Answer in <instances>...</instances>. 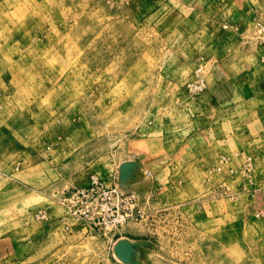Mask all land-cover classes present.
Returning <instances> with one entry per match:
<instances>
[{
    "label": "rangeland",
    "instance_id": "374dc122",
    "mask_svg": "<svg viewBox=\"0 0 264 264\" xmlns=\"http://www.w3.org/2000/svg\"><path fill=\"white\" fill-rule=\"evenodd\" d=\"M259 23L264 0H0V264H264ZM94 179L137 218L77 221Z\"/></svg>",
    "mask_w": 264,
    "mask_h": 264
},
{
    "label": "built area",
    "instance_id": "2783aa9c",
    "mask_svg": "<svg viewBox=\"0 0 264 264\" xmlns=\"http://www.w3.org/2000/svg\"><path fill=\"white\" fill-rule=\"evenodd\" d=\"M257 29L264 33V24L259 23ZM134 200L133 194L123 192L120 187L94 179L89 185L74 189L63 202L77 221L106 234L137 218Z\"/></svg>",
    "mask_w": 264,
    "mask_h": 264
},
{
    "label": "crops",
    "instance_id": "0c3cea01",
    "mask_svg": "<svg viewBox=\"0 0 264 264\" xmlns=\"http://www.w3.org/2000/svg\"><path fill=\"white\" fill-rule=\"evenodd\" d=\"M264 51V50H263ZM221 92H224L225 93V91H221ZM224 93H222V94H220V96H222V95H224L225 96V94ZM241 93V92H240ZM241 94H243V93H241ZM241 94H239V95H241ZM221 100V99H220ZM222 102V101H221Z\"/></svg>",
    "mask_w": 264,
    "mask_h": 264
}]
</instances>
